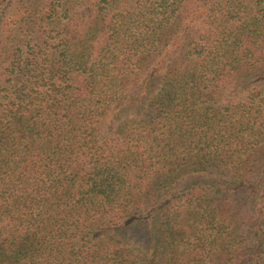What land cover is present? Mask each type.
Here are the masks:
<instances>
[{"label":"trees","instance_id":"obj_1","mask_svg":"<svg viewBox=\"0 0 264 264\" xmlns=\"http://www.w3.org/2000/svg\"><path fill=\"white\" fill-rule=\"evenodd\" d=\"M0 264H264V0H0Z\"/></svg>","mask_w":264,"mask_h":264}]
</instances>
